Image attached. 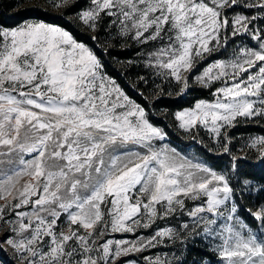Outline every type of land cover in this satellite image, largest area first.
<instances>
[{
	"label": "snow or ice",
	"instance_id": "obj_1",
	"mask_svg": "<svg viewBox=\"0 0 264 264\" xmlns=\"http://www.w3.org/2000/svg\"><path fill=\"white\" fill-rule=\"evenodd\" d=\"M48 5L92 44L47 19L0 23V251L14 264H137L135 253L188 264L184 250L199 242L211 259L192 264H264V202L242 204L264 184L240 180L251 157L229 135L264 121V0ZM117 48H135L113 58L144 74L112 75L104 57ZM193 84L212 99L172 113L175 126L193 140L204 132L227 170L183 154L154 120L152 102ZM244 148L264 165V136ZM125 233L135 238L115 236Z\"/></svg>",
	"mask_w": 264,
	"mask_h": 264
},
{
	"label": "trees",
	"instance_id": "obj_2",
	"mask_svg": "<svg viewBox=\"0 0 264 264\" xmlns=\"http://www.w3.org/2000/svg\"><path fill=\"white\" fill-rule=\"evenodd\" d=\"M83 6H87V0H81ZM39 9V11H35ZM45 13H50L49 16H45ZM71 15V14H70ZM58 13L46 8L39 2L30 0H0V23L7 27H15L27 20H45L49 22H56L63 24L68 27L74 34L79 38L84 39L87 43L92 44L91 41L87 40L90 33L84 32L79 28L78 25L68 23L69 17H65L64 20L55 19ZM135 48L128 51H123L117 48L111 55L104 57L109 65V72L118 76L120 82L123 83L125 79L132 82L136 78L137 72L143 71L137 69H125L120 64L116 63V59L123 61L134 58ZM221 57L223 54H218ZM207 63V61L205 62ZM147 95V93H145ZM203 98H211L210 90L202 89L199 86L192 85L190 89L182 96L173 95L172 97L165 96L162 101L152 102V111L155 113L154 120L159 123V126L165 127V130L169 133L170 138L174 142H180L184 147L191 145L193 142L183 140L176 132V122L172 118V113L176 110L191 107L194 103ZM136 99L140 100L139 97ZM144 103V101H140ZM167 112V117L162 116L161 113ZM261 134L264 135V123L263 124H238L235 128L230 129L229 135L233 136L231 142V149L237 153L239 147H243L242 139H238L241 136ZM193 149L198 156L208 163L212 164L217 170H227L230 166V158L223 154V152L216 153L205 144L193 145ZM251 159L241 163L240 167L243 170V174L240 176V180L248 179L258 188L260 184H264V165L261 164L260 160L256 158V155H248ZM258 202H264V193H259L253 190L251 195L246 194L242 200V204L249 208H255ZM177 253L179 254V245L175 246ZM205 248L201 246H195L194 248L189 246L185 251V259L188 264H192V261H199L204 257ZM205 260H210L211 257H204ZM14 264V263H13Z\"/></svg>",
	"mask_w": 264,
	"mask_h": 264
},
{
	"label": "rangeland",
	"instance_id": "obj_3",
	"mask_svg": "<svg viewBox=\"0 0 264 264\" xmlns=\"http://www.w3.org/2000/svg\"><path fill=\"white\" fill-rule=\"evenodd\" d=\"M30 1H34V2H39L41 3L43 6H45L46 8L48 9H51L53 10L49 5H48V0H30ZM55 11V10H53ZM56 12V11H55ZM37 20H27L25 22H36ZM23 22V23H25ZM21 23V24H23ZM103 38V37H102ZM254 43V42H253ZM230 51V50H229ZM223 58V56L221 57ZM203 67V65H201V68ZM199 68L197 69V72H199ZM194 85V84H193ZM198 86V85H196ZM205 100H211V98H203ZM198 101V100H197ZM192 107V106H191ZM189 108V107H187ZM183 109H186V108H183ZM182 110V109H180ZM176 111H179V110H176ZM175 111V112H176ZM246 123H251V122H242L240 124H246ZM264 121H260L258 123H254V124H263ZM161 127V126H160ZM176 132L177 134L183 139V140H189L191 142H193L191 145L187 146V147H184L180 142H174L172 141V139L170 138V141H171V144L172 146L174 147H177L183 154L187 155L188 157L192 158H197V159H200V160H203L200 156H198L196 154V152L194 151V147L193 145H196V144H205L206 146H208L212 151L216 152V153H220L222 152V149H218V148H215L214 147V142L211 141L209 139V137L204 133V132H201L200 133V136L196 138V140H193L190 136L184 134L182 131L178 130L176 128ZM257 136H264V135H261V134H254V135H247V136H241V137H238V139H242V146L244 147V145L249 141L250 138H253V137H257ZM242 147H239V150L241 149ZM238 155H256L254 153V151L248 149V148H244V151L241 152V151H238L237 152ZM152 229H147V230H140V234L142 235H149L151 233ZM4 236V232H0V239H2V237ZM116 238H121L122 236L123 237H127V238H130V239H134L135 237L130 234V233H125V234H115ZM196 246H201L203 248H205V245L202 244V243H199L197 242ZM6 251H0V262H3V264H13L14 261H13V258H12V255H11V250L7 248V246L5 245L4 246ZM176 250V249H175ZM153 251H163V252H168L170 251L169 248H163V249H160V250H153ZM177 252V250H176ZM151 253H135V254H132V256L128 257L127 259L128 260H135L137 262V264H144L143 260H142V256L143 255H150ZM178 254V253H177Z\"/></svg>",
	"mask_w": 264,
	"mask_h": 264
}]
</instances>
